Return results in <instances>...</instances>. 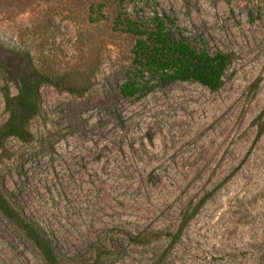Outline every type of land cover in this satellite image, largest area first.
Segmentation results:
<instances>
[{
  "label": "rangeland",
  "instance_id": "rangeland-1",
  "mask_svg": "<svg viewBox=\"0 0 264 264\" xmlns=\"http://www.w3.org/2000/svg\"><path fill=\"white\" fill-rule=\"evenodd\" d=\"M119 1L0 0V125L2 88L32 70L72 84H42L29 142L0 151L4 195L64 264H264V0ZM119 8L226 54L221 88L121 96L135 39L113 29ZM0 264H46L1 213Z\"/></svg>",
  "mask_w": 264,
  "mask_h": 264
},
{
  "label": "trees",
  "instance_id": "trees-1",
  "mask_svg": "<svg viewBox=\"0 0 264 264\" xmlns=\"http://www.w3.org/2000/svg\"><path fill=\"white\" fill-rule=\"evenodd\" d=\"M133 1V0H130ZM120 0L119 3H123ZM107 6L106 1L91 5L90 15L98 17L91 21L104 18L102 10ZM113 29L127 34L135 39L131 48L132 60L127 80L120 88V95L126 98L143 96L154 88L165 87L174 82H194L210 91H217L223 85V76L229 65V57L221 51L210 54L203 47L191 44L183 35L181 29L167 14L154 12L149 19L133 18L119 8L113 19ZM2 65L0 64V69ZM57 80V81H56ZM43 76L32 70L24 75L17 83V93L11 95L7 88H2L7 120L0 125V151L5 143L15 138L22 142H29L31 135L28 124L39 111V88L42 84L64 86L71 90L72 84L66 80ZM264 110L257 117L261 119ZM264 131V121L259 125L255 140ZM0 213L13 222L32 242L46 264H64L54 242L35 225L27 222L3 193L0 183ZM187 217L181 223L171 239L170 245L176 242Z\"/></svg>",
  "mask_w": 264,
  "mask_h": 264
}]
</instances>
